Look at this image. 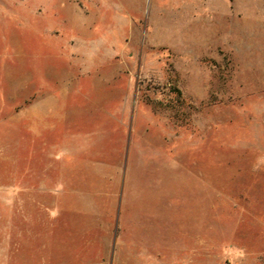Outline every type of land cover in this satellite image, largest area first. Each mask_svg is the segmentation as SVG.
I'll use <instances>...</instances> for the list:
<instances>
[{
    "label": "rangeland",
    "instance_id": "rangeland-1",
    "mask_svg": "<svg viewBox=\"0 0 264 264\" xmlns=\"http://www.w3.org/2000/svg\"><path fill=\"white\" fill-rule=\"evenodd\" d=\"M31 257L264 264V0H0V264Z\"/></svg>",
    "mask_w": 264,
    "mask_h": 264
},
{
    "label": "crops",
    "instance_id": "crops-1",
    "mask_svg": "<svg viewBox=\"0 0 264 264\" xmlns=\"http://www.w3.org/2000/svg\"><path fill=\"white\" fill-rule=\"evenodd\" d=\"M21 222L25 225H27V230L25 232H20L18 233V240L19 241H26L28 244L24 247V250L26 248H34L35 249V242L40 239V231L36 230V218L29 215L25 214V212H21ZM7 222L10 223V219L7 220ZM35 226V227H34ZM22 245L19 244V251H22ZM9 250V244L3 246V250ZM25 256V255H24ZM31 261L29 262L30 264H35V258H30Z\"/></svg>",
    "mask_w": 264,
    "mask_h": 264
}]
</instances>
